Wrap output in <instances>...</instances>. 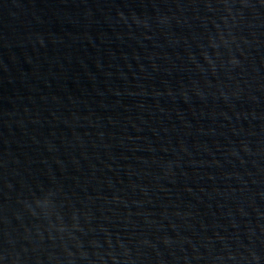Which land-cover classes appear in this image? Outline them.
Returning a JSON list of instances; mask_svg holds the SVG:
<instances>
[{
    "label": "water",
    "instance_id": "obj_1",
    "mask_svg": "<svg viewBox=\"0 0 264 264\" xmlns=\"http://www.w3.org/2000/svg\"><path fill=\"white\" fill-rule=\"evenodd\" d=\"M0 264H264V0H0Z\"/></svg>",
    "mask_w": 264,
    "mask_h": 264
}]
</instances>
